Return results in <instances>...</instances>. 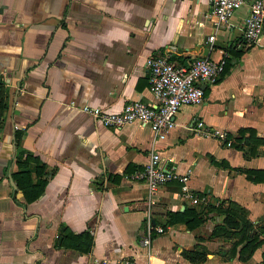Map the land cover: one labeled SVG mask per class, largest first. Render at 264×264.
<instances>
[{"label": "crops", "instance_id": "crops-1", "mask_svg": "<svg viewBox=\"0 0 264 264\" xmlns=\"http://www.w3.org/2000/svg\"><path fill=\"white\" fill-rule=\"evenodd\" d=\"M247 1L210 41L209 0H0V264H264V239L247 257L242 241L228 255L236 237L212 234L223 213L206 209L232 200L254 227L264 222V142L252 154L231 144L240 127L264 137V25L251 45L240 42ZM160 54L179 63L226 54L224 71L200 82L202 100L180 105L163 138L82 109L153 101L145 59ZM198 118L230 143L194 129ZM151 146L202 199L183 195L179 179L148 195L131 173ZM186 208L201 215L192 228L168 222ZM197 246L204 258L182 254Z\"/></svg>", "mask_w": 264, "mask_h": 264}, {"label": "built area", "instance_id": "built-area-1", "mask_svg": "<svg viewBox=\"0 0 264 264\" xmlns=\"http://www.w3.org/2000/svg\"><path fill=\"white\" fill-rule=\"evenodd\" d=\"M209 15L213 17V30L207 34L206 39L212 40L215 29L220 24L228 23L230 17L246 0H209ZM264 25L263 0H248L247 14L241 27V40L244 45H251L257 40ZM226 54L218 58L208 55L195 56L187 62H176L167 54L148 55L145 59L149 71V88L153 101L130 99L125 102L120 110H108L99 105H82L97 121L111 127H120L126 122L137 121L146 124L152 131V140L163 138L165 131L173 124L175 112L182 104L200 102L203 98L201 81L214 82L220 76L225 64ZM194 129L212 133L230 143L231 138L219 128L203 129L201 118L195 120ZM160 154L156 147L151 146L147 160L141 167L134 169L131 177L143 181L148 195L158 185L181 180L183 195L192 202H198L203 196L187 188L186 175L172 168L161 165ZM149 199V196H148ZM158 230L161 228L156 227ZM148 244L149 235L146 233L140 240Z\"/></svg>", "mask_w": 264, "mask_h": 264}, {"label": "trees", "instance_id": "trees-1", "mask_svg": "<svg viewBox=\"0 0 264 264\" xmlns=\"http://www.w3.org/2000/svg\"><path fill=\"white\" fill-rule=\"evenodd\" d=\"M5 107L6 100L3 94V80L0 77V117ZM18 136L19 131L16 130L15 138L17 139ZM260 141L264 142V137L256 135L252 127H240L238 129V135L233 137L231 144L244 149V151L248 154H252L254 153L255 144ZM247 175L250 176L249 170L247 171ZM206 209H214L223 213L222 224L220 223L214 225L211 231L212 234L225 231V235L227 237H236L228 250V255H232L235 252L236 245L242 241L243 243L239 247L238 251L239 257H247L252 252V250L264 239V222L254 227L253 222L246 217V209L238 205L235 201L228 200L226 205L222 204V202L215 205H207ZM200 219L201 215L191 208H186L182 211H171L168 213V222L182 220L189 228H192L195 224H197ZM81 239L82 240L79 241V245L82 247V249H86L90 243L89 235L86 234L84 237L82 236ZM81 241H84L83 245H81ZM182 254L191 260H200L205 257V248L202 246H197L196 248L190 250L183 249ZM261 258L262 262L264 263V251H262Z\"/></svg>", "mask_w": 264, "mask_h": 264}]
</instances>
